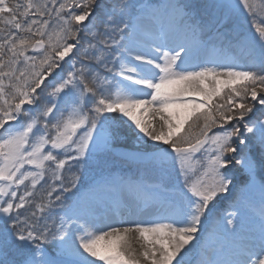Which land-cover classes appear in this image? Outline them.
Instances as JSON below:
<instances>
[{"label":"snow or ice","instance_id":"6c2138e0","mask_svg":"<svg viewBox=\"0 0 264 264\" xmlns=\"http://www.w3.org/2000/svg\"><path fill=\"white\" fill-rule=\"evenodd\" d=\"M193 257L264 264V0H0V264Z\"/></svg>","mask_w":264,"mask_h":264},{"label":"rangeland","instance_id":"374dc122","mask_svg":"<svg viewBox=\"0 0 264 264\" xmlns=\"http://www.w3.org/2000/svg\"><path fill=\"white\" fill-rule=\"evenodd\" d=\"M109 174H111V176L114 178L123 177L124 179H132V180L149 179L148 174L144 173L142 168L138 169V166L136 164L117 162L114 166H110L109 168H106L103 171L98 169L97 170L86 169L85 172L83 173V184L85 185V187L82 188L81 191L82 192L86 191L88 186L93 185L95 182L99 181L101 179V175L108 176ZM106 196L109 200H111L110 201L111 204V202H113L118 196V192L107 193ZM245 196L250 201L251 204L250 211H258L260 196H261L259 188L257 187L253 189L250 193H246ZM230 205H231V199H227V201L226 200L222 201L221 204L218 206L221 214L226 215L228 212L232 211L233 209L230 207ZM98 206L99 205H97L96 208L94 209L96 213L99 212V210H97ZM195 262H196V258L193 257L191 264H195Z\"/></svg>","mask_w":264,"mask_h":264},{"label":"bare ground","instance_id":"6f19581e","mask_svg":"<svg viewBox=\"0 0 264 264\" xmlns=\"http://www.w3.org/2000/svg\"><path fill=\"white\" fill-rule=\"evenodd\" d=\"M144 119L146 121L151 120V114L150 113H146L145 116H144Z\"/></svg>","mask_w":264,"mask_h":264},{"label":"water","instance_id":"95a60500","mask_svg":"<svg viewBox=\"0 0 264 264\" xmlns=\"http://www.w3.org/2000/svg\"><path fill=\"white\" fill-rule=\"evenodd\" d=\"M123 150H130L129 148H124Z\"/></svg>","mask_w":264,"mask_h":264}]
</instances>
